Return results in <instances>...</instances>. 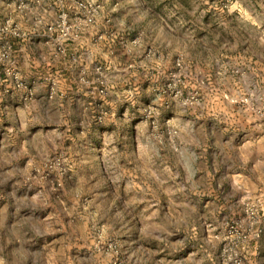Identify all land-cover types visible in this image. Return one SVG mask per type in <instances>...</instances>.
<instances>
[{
  "label": "rangeland",
  "instance_id": "374dc122",
  "mask_svg": "<svg viewBox=\"0 0 264 264\" xmlns=\"http://www.w3.org/2000/svg\"><path fill=\"white\" fill-rule=\"evenodd\" d=\"M0 264H264V0H0Z\"/></svg>",
  "mask_w": 264,
  "mask_h": 264
},
{
  "label": "built area",
  "instance_id": "2783aa9c",
  "mask_svg": "<svg viewBox=\"0 0 264 264\" xmlns=\"http://www.w3.org/2000/svg\"><path fill=\"white\" fill-rule=\"evenodd\" d=\"M76 5H77V7L84 8V5H83V3H82V2H77V3H76Z\"/></svg>",
  "mask_w": 264,
  "mask_h": 264
}]
</instances>
